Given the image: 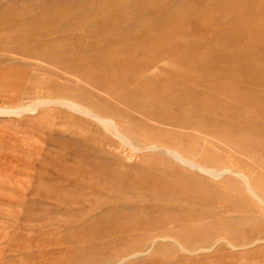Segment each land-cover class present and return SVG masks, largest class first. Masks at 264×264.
<instances>
[{"label":"rangeland","instance_id":"1","mask_svg":"<svg viewBox=\"0 0 264 264\" xmlns=\"http://www.w3.org/2000/svg\"><path fill=\"white\" fill-rule=\"evenodd\" d=\"M0 264H264V0H0Z\"/></svg>","mask_w":264,"mask_h":264},{"label":"bare ground","instance_id":"2","mask_svg":"<svg viewBox=\"0 0 264 264\" xmlns=\"http://www.w3.org/2000/svg\"><path fill=\"white\" fill-rule=\"evenodd\" d=\"M73 105V104H72ZM77 108H81L80 106H76ZM76 108V109H77ZM83 108V107H82ZM84 109V108H83ZM84 113H86V114H91L92 116H94L95 118H97V119H99V120H101V121H107V120H105V119H103V118H101V117H98V116H96V115H93L89 110H87V109H85L84 110ZM109 124H112V122L111 121H109L108 122ZM111 127V126H110ZM109 128V127H108ZM114 131H116L115 129H114ZM129 145V144H128ZM142 146V145H141ZM140 146V147H141ZM162 149V148H161ZM165 149V148H164ZM166 152V151H165ZM170 152V151H169ZM174 153H176V152H174ZM171 154V153H170ZM173 154V153H172ZM180 155H178V157H179ZM177 157V156H176ZM182 157V156H181ZM180 161V160H179ZM181 161H184V162H186V163H190V160L189 161H187V160H185V159H183L182 160V158H181ZM185 163V164H186ZM192 163V162H191ZM196 164V163H195ZM190 165H192V164H190ZM188 166V165H187ZM192 167V166H191ZM196 167V166H195ZM203 167V166H202ZM202 170H204L205 172L206 171H208V170H206L205 168H201ZM199 170V169H198ZM210 172V171H209ZM208 172V173H209ZM210 173H213V172H210ZM203 174V173H202ZM215 174V173H214ZM240 178H242L243 179V181H245V183H246V185H247V187L246 188H248V190H249V192L257 199V200H260L261 201V197L258 195V193L259 192H256L255 191V189L253 188V186L251 185V182H250V180H249V177H247V176H245V175H240ZM216 180V179H215ZM260 194V193H259ZM261 195V194H260ZM258 202V201H257ZM230 245H231V243H229ZM234 248V247H233Z\"/></svg>","mask_w":264,"mask_h":264}]
</instances>
